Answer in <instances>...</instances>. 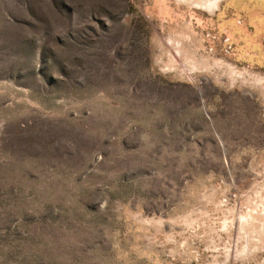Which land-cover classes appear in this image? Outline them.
<instances>
[{"label":"rangeland","instance_id":"obj_1","mask_svg":"<svg viewBox=\"0 0 264 264\" xmlns=\"http://www.w3.org/2000/svg\"><path fill=\"white\" fill-rule=\"evenodd\" d=\"M201 2L0 0V264H264V0Z\"/></svg>","mask_w":264,"mask_h":264},{"label":"bare ground","instance_id":"obj_2","mask_svg":"<svg viewBox=\"0 0 264 264\" xmlns=\"http://www.w3.org/2000/svg\"><path fill=\"white\" fill-rule=\"evenodd\" d=\"M217 3L218 0H202L201 5H203V7L207 8V10L209 9L210 11L217 6Z\"/></svg>","mask_w":264,"mask_h":264}]
</instances>
